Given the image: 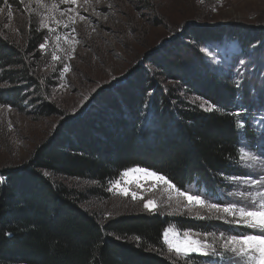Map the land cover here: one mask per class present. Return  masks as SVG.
I'll return each instance as SVG.
<instances>
[{
	"label": "trees",
	"instance_id": "1",
	"mask_svg": "<svg viewBox=\"0 0 264 264\" xmlns=\"http://www.w3.org/2000/svg\"><path fill=\"white\" fill-rule=\"evenodd\" d=\"M203 32L193 34L194 43L205 44L211 33ZM29 35L22 50L0 30L2 81L35 83L28 78L35 64L25 57L41 35L35 29ZM179 48L174 44L103 89L27 164L0 172V264H184L167 255L162 235L169 226L198 230L199 224L151 214L100 223L79 207L80 193L59 182L107 184L135 167L165 174L182 190L194 183L215 191L240 172L238 131L228 113L237 93L198 50ZM5 93L4 103L19 98ZM188 96L221 111L206 113ZM202 263L192 256L190 264Z\"/></svg>",
	"mask_w": 264,
	"mask_h": 264
},
{
	"label": "rangeland",
	"instance_id": "2",
	"mask_svg": "<svg viewBox=\"0 0 264 264\" xmlns=\"http://www.w3.org/2000/svg\"><path fill=\"white\" fill-rule=\"evenodd\" d=\"M8 3L11 14L4 0H0L3 9L0 30L9 41L19 49H26L30 31L35 29L41 35V43L25 57L35 64L34 73L28 75L35 83L22 77L17 82L0 79V100L7 90L15 91L19 97L13 104L0 101V172L27 164L35 149L51 140L70 123L69 119H76L88 104L96 103L94 97L103 89L133 73L147 59L179 44L181 49L198 50L205 63L227 78L237 93L229 109L232 113H228L241 114V119L233 115L239 137L238 152H251L256 163L243 166L239 162L241 170L233 176L264 177V0H76L75 4L62 0H8ZM203 31L212 35L205 44L194 43L193 34ZM53 55L59 59L54 60ZM188 98L206 113L221 111L201 98ZM209 106H213L212 111L206 110ZM241 123L242 128L238 127ZM123 172L112 180H118V186L111 181L98 185L72 178L59 182L78 191L82 196L79 207L100 223L120 216L151 214L170 221L179 218L199 224L198 230H190L192 233L228 235L254 231L215 218L199 219L197 213L208 216L206 208L189 209L186 200L145 173L132 172L123 177ZM222 180L224 187L215 191H206L194 183L185 191L198 192L210 202L225 204L237 201V191L246 194L255 190L230 182L227 177ZM120 189L127 190L128 195H123ZM147 201L155 202L154 211L145 208ZM173 227L166 229L168 240L173 239L176 230ZM183 231L180 230L181 235ZM162 241L167 247L164 233ZM167 255L177 259L174 252L167 250ZM192 256L203 258L202 264L209 260L195 253Z\"/></svg>",
	"mask_w": 264,
	"mask_h": 264
},
{
	"label": "snow or ice",
	"instance_id": "3",
	"mask_svg": "<svg viewBox=\"0 0 264 264\" xmlns=\"http://www.w3.org/2000/svg\"><path fill=\"white\" fill-rule=\"evenodd\" d=\"M64 3H76V0H62ZM4 4L9 8L11 14V7L8 0H4ZM55 7V5H53ZM3 9H0L2 11ZM71 11V9H70ZM83 19V17H81ZM42 49L44 45L40 46ZM53 59H59L53 55ZM64 71H68L65 66ZM206 110L212 111L213 106H209ZM237 119H241L239 112L234 113ZM238 127H243V124H238ZM240 163L243 166H252L256 163V157L248 151H241L239 154ZM132 172L145 173L147 177L153 178L159 182H163L169 189L177 193L178 198L182 197L188 203L186 207L199 206L208 210V216L197 213L199 219H219L225 223L249 228L252 232H239L236 234L220 233H192L190 230H184L182 235L179 229L173 232V239L168 240V230H165V243L168 251L175 253L177 259L183 258L184 264H190L192 254L198 256L209 257L205 264H264V177L254 179L250 175L248 177L230 176L227 179L230 182H236L240 185L250 186L254 191L242 193L237 191L235 196L238 198L236 202H228L220 204L218 202H210L201 193H191L182 190L165 174L158 173L154 170L146 168L127 169L121 175L123 177L129 176ZM48 175L47 172L44 173ZM114 186L119 185V181H111ZM111 191V189H109ZM123 195H128L127 190L120 189ZM133 199H136L135 193H132ZM171 199V197H169ZM180 201L178 200V204ZM145 208L150 212L154 211L156 204L154 201L145 202ZM203 237V239H201ZM209 237L212 238L209 242Z\"/></svg>",
	"mask_w": 264,
	"mask_h": 264
}]
</instances>
